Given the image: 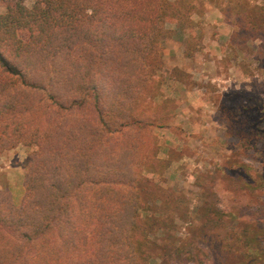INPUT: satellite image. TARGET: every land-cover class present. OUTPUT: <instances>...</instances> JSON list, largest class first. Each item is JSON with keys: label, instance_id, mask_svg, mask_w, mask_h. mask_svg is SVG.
Masks as SVG:
<instances>
[{"label": "trees", "instance_id": "trees-1", "mask_svg": "<svg viewBox=\"0 0 264 264\" xmlns=\"http://www.w3.org/2000/svg\"><path fill=\"white\" fill-rule=\"evenodd\" d=\"M0 4V149L35 148L21 205L0 188V264H144V177L134 144L116 148L113 134L145 125L137 100L160 69L165 25L187 29L193 2Z\"/></svg>", "mask_w": 264, "mask_h": 264}, {"label": "rangeland", "instance_id": "rangeland-1", "mask_svg": "<svg viewBox=\"0 0 264 264\" xmlns=\"http://www.w3.org/2000/svg\"><path fill=\"white\" fill-rule=\"evenodd\" d=\"M191 1L208 27L190 16L180 29L186 40H178L186 46L169 52L166 23L160 69L138 95L145 125L113 134L116 148L134 144L133 168L144 177L141 214L151 222L144 264H264V185L244 183L264 179V0ZM210 5L226 25H212ZM220 32L232 43L194 55L200 34ZM33 149H0V188L14 206L23 201V162Z\"/></svg>", "mask_w": 264, "mask_h": 264}, {"label": "crops", "instance_id": "crops-1", "mask_svg": "<svg viewBox=\"0 0 264 264\" xmlns=\"http://www.w3.org/2000/svg\"><path fill=\"white\" fill-rule=\"evenodd\" d=\"M170 1H173V0H170ZM205 1H207V3L209 4V0H205ZM212 1V0H211ZM213 2H215V0H213ZM213 5V4H212ZM212 5H210V8L211 7H213V10L211 11L210 10V12L208 13V15L210 14V15H216L215 17V20H214V24H212V25H214L216 28H218L220 25H226V21H225V19H224V17H222L223 16V13L219 10V8H217L216 6H212ZM193 15H194V17L195 18H197V19H195L194 17H193ZM205 15L206 14H202V16H200L199 15V12L197 13V12H194L192 15H191V19H192V22L193 23H195V24H200L199 22H202V24H200V25H202V26H204L205 28L206 27H208V20L207 19H204V17H205ZM194 18V19H193ZM200 20V21H199ZM203 20H206V21H203ZM204 22V23H203ZM203 27V28H204ZM202 28V29H203ZM168 29L170 30V43H171V47L169 48V52L171 51L172 52V49L173 48H175V50L177 51L179 48H181V49H183L185 46H186V42H179L178 40H180L182 37H184V39L186 40V36L187 35H185V33L183 32V31H181L182 29L181 28H179V26L177 25V24H174V23H170L169 25H168ZM181 29V30H180ZM182 32V33H181ZM223 34H225L224 32H220V33H217V34H212V33H204V34H200L201 35V37L199 36V40H200V38L202 39L201 40V43L200 44H202V46H200L197 50H195V52H194V55L195 56H198V54L199 53H202V52H211V53H213V52H217V51H219L220 49H222V44L224 43V42H226V41H228L229 43H232V35L231 36H226V35H223ZM227 34V33H226ZM214 46V47H213ZM225 50L227 49L226 47H223ZM235 47H230V48H228L227 50H233ZM234 50H237V51H239L240 50V48L239 47H236V49H234ZM13 150H16V151H13V152H15V154H16V152L18 153V151H17V149L15 148V149H13ZM13 157H11V159L12 158H14V154L12 155ZM16 156V155H15ZM18 157H19V155H18ZM20 158H22L21 157V155H20ZM18 167H20V168H22L21 166H17V167H15V168H18ZM23 170V169H22ZM13 171V169L11 170V171H8L9 173L10 172H12ZM23 173H24V171H23ZM7 176H9V175H7ZM17 176V175H16ZM19 176V175H18ZM21 176V175H20ZM24 176V175H23ZM7 178H11L10 176L9 177H6L5 179L7 180ZM13 178V177H12ZM24 179V178H23Z\"/></svg>", "mask_w": 264, "mask_h": 264}]
</instances>
